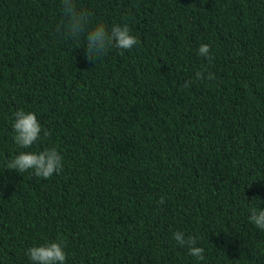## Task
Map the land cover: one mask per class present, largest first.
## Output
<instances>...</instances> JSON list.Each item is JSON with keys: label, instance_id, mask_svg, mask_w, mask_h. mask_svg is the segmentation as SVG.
Instances as JSON below:
<instances>
[{"label": "trees", "instance_id": "trees-1", "mask_svg": "<svg viewBox=\"0 0 264 264\" xmlns=\"http://www.w3.org/2000/svg\"><path fill=\"white\" fill-rule=\"evenodd\" d=\"M77 4L88 28L127 24L138 44L89 60L87 30H57L60 0H0V264H33L26 250L53 240L66 264H264L248 221L264 208V0ZM18 110L50 136L18 147ZM52 146L50 178L7 169Z\"/></svg>", "mask_w": 264, "mask_h": 264}, {"label": "clouds", "instance_id": "clouds-1", "mask_svg": "<svg viewBox=\"0 0 264 264\" xmlns=\"http://www.w3.org/2000/svg\"><path fill=\"white\" fill-rule=\"evenodd\" d=\"M62 21L57 26V30L66 38L78 37L87 30L86 56L89 60H96L99 56L107 53L115 47L122 50H131L138 44L137 37L132 33L127 24H116L109 30L104 23L97 22L91 28L90 16L86 9L79 7L77 0H60ZM198 54L211 58L210 45L202 43L199 46ZM214 74L206 70L197 71L194 75L195 80H213ZM193 81H185L184 87L191 86ZM15 119L12 125L15 135V144L20 148H31L37 143L43 132L44 137L50 133L42 129L37 115L31 111L18 110L15 112ZM7 169L16 170L19 173L28 172L44 179L50 178L53 174L63 170L64 157L55 146L45 148L39 152L22 151L6 161ZM161 197L159 203H163ZM248 221L258 230L264 231V208H251ZM173 238L180 246H188L189 254L200 260L204 258V249L197 245L194 236H185L177 230L173 232ZM26 254L33 264H66V252L64 244L60 240L49 241L44 244L34 245L26 250Z\"/></svg>", "mask_w": 264, "mask_h": 264}]
</instances>
